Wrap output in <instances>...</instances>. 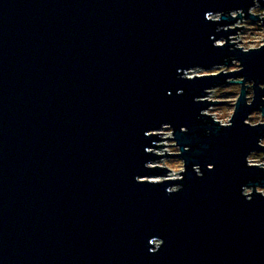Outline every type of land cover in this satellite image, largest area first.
<instances>
[{"label": "water", "instance_id": "obj_1", "mask_svg": "<svg viewBox=\"0 0 264 264\" xmlns=\"http://www.w3.org/2000/svg\"><path fill=\"white\" fill-rule=\"evenodd\" d=\"M255 5L0 0V264H264V41L230 26ZM232 82L221 123L207 95Z\"/></svg>", "mask_w": 264, "mask_h": 264}, {"label": "rangeland", "instance_id": "obj_2", "mask_svg": "<svg viewBox=\"0 0 264 264\" xmlns=\"http://www.w3.org/2000/svg\"><path fill=\"white\" fill-rule=\"evenodd\" d=\"M251 10L254 13L262 15L264 12V8H260L258 5H255L251 8ZM239 12H232L233 15H236ZM240 26V28L237 29V33L231 34L232 41H234L238 46H242L243 48H252L259 46L263 44L264 41V24L261 23L260 21H254L250 20L244 17H241L240 20H237L234 24H231L230 26ZM238 40V41H236ZM222 42V39H220L217 43ZM239 68V65L237 61H231L229 66H213L210 67L209 69H194L188 72L189 75L191 74H199V73H210V72H218L220 69L224 70H231V69H237ZM247 95L250 97L252 94V89H251V82L247 83ZM240 87L238 83L232 82V83H226L224 85H221L220 87H215L210 90L209 94L207 95L208 99H214V100H222L220 104L217 105H211L210 108H208L206 111L209 114H212L214 118L217 120H220L222 122H228L231 114L233 113V107L234 103L236 101V97L239 93ZM248 121L251 123L255 122H264V115H261L259 110H255L251 112L248 116ZM170 129H163L162 132L160 133L164 135V137H168ZM164 142V144L161 146L163 149H155V151L158 153H163L165 150V153L169 152H177L178 148L172 144V140L169 138H163L160 139L158 143ZM261 143L264 144V139L260 140ZM170 143V144H169ZM248 160L250 163H259L264 165V151H256L250 153L248 156ZM158 165H163L166 166L171 170H173L175 173H179L181 169L183 168L182 166V160L181 158L177 156H169V157H162L161 159L158 160ZM263 193H264V188L258 187ZM250 188H247L245 192L249 191Z\"/></svg>", "mask_w": 264, "mask_h": 264}, {"label": "built area", "instance_id": "obj_3", "mask_svg": "<svg viewBox=\"0 0 264 264\" xmlns=\"http://www.w3.org/2000/svg\"><path fill=\"white\" fill-rule=\"evenodd\" d=\"M215 119H216V118H215ZM218 121H220V120H218ZM220 122H221V121H220ZM228 122H229V121H228ZM228 122H223V123H228ZM163 129H170V127H169V126H164V127H162L159 131L162 132ZM168 133H169L168 136H171V135H172V133H171V129H170V131H169ZM161 137H164V135L161 134ZM168 138H169V137H168ZM169 139H170V138H169ZM151 164H153V165H158V161H157V162H152ZM170 173H171L172 175H174V176H179V173L177 174V173H175L173 170H171L170 172L167 173V177H169V174H170ZM172 177H173V176H172ZM157 178L159 179V178H162V177L159 176V177H157Z\"/></svg>", "mask_w": 264, "mask_h": 264}, {"label": "bare ground", "instance_id": "obj_4", "mask_svg": "<svg viewBox=\"0 0 264 264\" xmlns=\"http://www.w3.org/2000/svg\"><path fill=\"white\" fill-rule=\"evenodd\" d=\"M231 40H232V39H231ZM161 143L164 144L163 141H162ZM160 148H161V146H158L157 150L160 149ZM161 149H163V148H161ZM170 176H174V175H172V174L170 173V174H169V177H170Z\"/></svg>", "mask_w": 264, "mask_h": 264}]
</instances>
